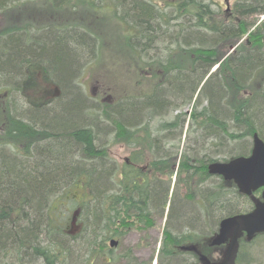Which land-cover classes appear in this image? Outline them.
Returning <instances> with one entry per match:
<instances>
[{
	"label": "trees",
	"instance_id": "1",
	"mask_svg": "<svg viewBox=\"0 0 264 264\" xmlns=\"http://www.w3.org/2000/svg\"><path fill=\"white\" fill-rule=\"evenodd\" d=\"M45 12L44 21L39 20L38 13ZM79 12L82 19L78 24ZM263 15L264 0H241L225 18L205 0H0V89L6 93L5 103H0V145H18L22 149L18 159L11 160L0 153V264L9 259H13L11 264H67L77 239L92 258L100 249L112 252L107 245L110 239L154 227L156 221L151 218L153 214H165L170 189L164 183L156 184L159 179L153 177L171 179L180 150L179 147L172 153L165 142L162 145L158 137H153L149 125L141 124L144 112L150 118L159 115V103L153 95L143 96L145 103L135 110H128L130 98L123 97L105 105L103 119L113 123L117 142L138 148L147 146L153 159L147 162L148 173L136 169L135 159L136 163L143 161L140 149L132 166L124 165L113 173L104 164L108 152L96 145L92 125L67 131L58 116L48 122L50 126L44 117H32L34 105L45 109L49 95L46 91L43 99L34 103L30 98L33 96H29L34 89L54 84L67 90L73 68H78L75 60L80 57L87 66L98 62L104 49L115 42L130 50L128 56L134 52L138 55L139 62L134 64L141 77L138 85L143 86L145 81L153 93L162 91V100L168 94L167 88L183 93L191 85L198 98L211 93L208 98L212 103L220 95L219 90L226 91L232 120L244 124L246 134L230 133L212 103L210 111L204 108L190 115L206 134L219 128L212 137L222 139L225 134L235 141L258 133L263 138L264 118L254 122L250 112L259 103L256 97L261 88L258 92L257 85L261 87L264 82ZM44 32L49 36L51 32H61V36L49 38L42 36ZM157 36L158 40L172 42L167 59L147 58L142 64V53ZM241 40L237 51L222 62L223 49ZM216 65L218 70L210 75ZM50 66L56 69L49 71ZM254 92L256 96H252ZM77 93L73 95L74 103L81 96L80 90ZM17 103L28 109L25 115L17 114ZM129 112L137 120L125 125L122 121ZM221 144L206 142L200 149L186 147L180 155L179 182L170 201L158 254L160 264L196 260L194 254L180 248L204 245L211 223L224 211L220 190L223 182L210 188L212 176L207 167L248 153L244 154L245 143H239L232 150L236 154L222 161L205 154L219 149ZM28 154L33 155L27 157ZM110 185L114 188L107 189ZM71 210V221L77 213L81 222L75 237L64 231L68 219L65 215ZM252 247L242 249L239 264H264V254L251 260Z\"/></svg>",
	"mask_w": 264,
	"mask_h": 264
},
{
	"label": "rangeland",
	"instance_id": "2",
	"mask_svg": "<svg viewBox=\"0 0 264 264\" xmlns=\"http://www.w3.org/2000/svg\"><path fill=\"white\" fill-rule=\"evenodd\" d=\"M205 1L215 12L220 15V17L225 18L226 16H230L235 4L241 0ZM46 13L47 12L42 14L38 13L39 20L42 19V21H44L43 18L45 17ZM78 17L79 19L77 22L79 24L80 20L82 19L81 12H79ZM64 18L66 17L64 16ZM262 20H264V15L260 18V21ZM51 33L52 34L50 36L52 38H58L61 36V32H55L56 34H54V32ZM43 35H48V33L44 32L42 36ZM50 36L48 35L47 37L50 38ZM159 37L160 36H157L152 41L154 44L150 47H147V51L142 53V64L143 62L145 63L147 58L159 59L161 61L167 59L169 54L168 48H170L172 42L170 39L165 40L161 38L158 40ZM86 41L89 43L88 40ZM160 41L161 44L158 45V42ZM67 48L68 47L66 46V49ZM228 52L229 48H224L222 51V56L225 54V57ZM129 53L130 50L123 49L117 43L113 42V45L108 47V50L104 49V53L98 62H92L88 64L89 66L92 64L91 67L87 66L82 58H77L75 63H78V68L77 70L76 67L73 68L74 73L70 76V88H67V90L63 91L60 87L54 84H49L43 85L38 90L34 89V93L32 92L29 94V96H33L30 98L34 103L35 101L39 103L40 100L43 99V95L46 93V91L49 92V95L47 98H45L47 103L46 108L38 109V106L34 105L32 117L35 119L39 118V116H41V118L44 117V122L47 126H50L48 122L56 119L54 117L58 116V119L60 118L63 120L64 127L67 131L77 127H90V125H92V129L96 133V145L99 148H105L108 152V157L106 160H104V164L108 169L111 168L113 173H117V170H120L124 164H126V161L130 163L133 162L134 155L135 153L139 152V149L143 150V154L141 156L143 161L136 163L135 159V165L139 167V170L146 173L147 162L153 159V157L149 154V147L147 146L138 148L117 142V139L114 135L113 123L110 122L111 120L107 121L103 119L105 117L103 115V111L106 109L105 105L114 104L123 97L125 99L130 98L127 101L128 110H135L137 107L142 106L143 103H145L143 99V96L145 95H153L152 98L154 97V100L158 101L159 105L157 109L159 110V115H154L152 118H150L147 112H144L141 124L142 126L149 125V128L153 133V137H158L160 139V144L162 145H164L163 142H165V146L170 148L172 153L177 152V148L180 147L178 155L176 156V167L180 158L179 156L184 154L186 147H189L190 149H200L203 148V145L206 142L222 143L219 149L216 147L209 152H205V154H209V157L211 156L212 158L218 159L219 161L226 159L230 154H236L232 150L239 143H245L244 147L246 151L244 154L251 151L253 141L252 137L246 135L245 137H241L235 141L231 140L225 134L222 139L217 136L212 137V134L219 133V128L217 130L213 129L215 133L210 131V133L208 132L206 134L204 129H202V125H198V123L192 119V116L190 117L192 112H200L203 111L204 108H207V110L209 109V111L211 110L210 103H212V100L208 98L211 93H205L203 96L198 98L197 95H193L194 88H192L191 85L186 87V90L183 93H178L176 90L174 91L171 88H167L165 93L168 92V94L165 95L162 100V91L153 93V91H151L149 88L150 84L147 82L145 83V81H143V86L138 85V82H140L139 79L141 77L137 75L139 73L137 68L134 67V64H138L139 58L135 52L131 56H128ZM54 69L56 68L54 67ZM54 69L52 66L49 67V71H53ZM160 74L161 72L158 71L159 76ZM172 80H174V78ZM185 84L186 83H184V85ZM166 85L167 84L163 86L165 87ZM152 87L154 88V85ZM257 87L258 92L261 88L260 93L257 95V93L254 92L252 96L257 95L256 100L259 103L257 107L255 106L252 108V110L250 109V112L252 111V121L254 122H257L258 119L264 118V82L262 83L261 87L260 85H257ZM79 90V94L81 96H79L80 98L77 97L79 100L78 103H74L75 98H73V95H77V91ZM219 91L220 95L218 97L216 96L215 101L213 100L214 102L212 103V105L215 106L219 112L218 117H221V121L227 124L228 131L230 133L239 135L246 134V126L241 123H234L232 120L233 112L226 104L228 97L227 93H225L226 91L224 92V89ZM5 95V91L0 89V103H5ZM18 97L19 96H17L16 99H18ZM7 102H9L8 95ZM135 104L137 106H132ZM16 107L18 115H25L26 110H28L23 106L22 103H17ZM70 112H72V115ZM109 112L110 116L113 117V112L110 110ZM127 116L128 118L122 121L125 125H129L132 121L137 120L131 115L130 112ZM96 117H99V121L96 120ZM165 124H171V127H163ZM256 126L258 125L256 124ZM51 128L54 127L51 126ZM262 135L264 139V129ZM21 152L22 149L18 145H0V153L10 156L11 160L14 158L16 159L17 155H20ZM200 153V156H202L203 152ZM18 157L21 158V156ZM163 178L164 176H158L160 181L162 179L163 183H167L168 180ZM218 182L219 181H217L216 177L210 179L208 181V184L210 183L209 187L212 188L218 186ZM109 188L112 189L114 186H107V189ZM182 195L183 192H179L178 197L181 198ZM79 197L80 195L77 196V198ZM71 213L72 210L66 212L65 218L68 219L66 220L64 231L69 236L75 237L80 233L78 225H81V222L78 220L77 223L74 222V225H72ZM209 225L210 224H208V227L203 230L204 233L208 231ZM164 227L165 218L158 215L157 222L154 227H151L150 229L143 232L138 229L129 231L123 238L114 237L113 239L119 242L118 248L113 249L112 252H107L106 250L104 251L102 249L97 250L95 255H92V258H90L89 252L83 247L81 240L77 239L73 241V255L71 258L66 259V262L67 264H160L161 260L157 256L158 250L160 248L159 244L163 238ZM210 228L212 232H215L217 225L215 223H211ZM109 243L110 240L107 242L108 247ZM251 246H253L251 248V260H256L260 254H264V236L255 240ZM202 253L208 256L212 262L220 261L216 255L209 252L206 253L205 250ZM89 258L90 261L87 263ZM12 261L13 259H9L6 261V264H11ZM179 262L180 261L177 260L172 264H182ZM165 264H167V262Z\"/></svg>",
	"mask_w": 264,
	"mask_h": 264
},
{
	"label": "water",
	"instance_id": "3",
	"mask_svg": "<svg viewBox=\"0 0 264 264\" xmlns=\"http://www.w3.org/2000/svg\"><path fill=\"white\" fill-rule=\"evenodd\" d=\"M234 48L231 47V50ZM253 150L250 157H240L228 163H214L209 166L208 171L211 175L223 177L226 181H233L240 193L251 195L252 192L264 188V141L257 134L253 136ZM263 201L258 202L254 211L244 217H234L226 219L221 224L220 235L213 240L212 246H221L229 242V250L222 264H226L233 259V253L237 249V241L240 234L237 230L242 226V232L252 238L257 234L264 233V192ZM78 214H74V219ZM234 229L235 235L229 241V232ZM112 248L117 247L116 241H111ZM200 260L205 264H211L205 257L201 256Z\"/></svg>",
	"mask_w": 264,
	"mask_h": 264
},
{
	"label": "flooded vegetation",
	"instance_id": "4",
	"mask_svg": "<svg viewBox=\"0 0 264 264\" xmlns=\"http://www.w3.org/2000/svg\"><path fill=\"white\" fill-rule=\"evenodd\" d=\"M24 155V154H22ZM31 155L33 154H28L27 157H30ZM249 155V154H248ZM128 165L132 166L133 164L130 163V162H127ZM135 168L139 170V167L135 165ZM146 168H147V171L146 173H148V163L146 165ZM174 171V169H173ZM144 173V172H143ZM180 173V171L177 172V178H178V174ZM158 176H154L153 178H156L158 179ZM161 176V175H160ZM179 179V178H178ZM177 179L176 181V185H178V182L179 180ZM155 180V179H154ZM222 181L223 183H221V192H222V203L224 202L225 204V209L223 212H221L219 214V217H218V224H217V230L215 232V234H217L219 232V229H220V224L222 221L226 220V219H230V218H234V217H244V216H247L249 214H251L254 209H255V206H256V203H258L259 201L261 202L262 200V193H263V189H260V190H257L255 192H253L251 195H244L242 193H240V191L238 190L237 186L233 183V182H227L223 179H219V181ZM193 182V181H192ZM155 183H161L163 184V180L161 179V181H157L155 180ZM167 184H170V181L167 183ZM181 192V190L179 191ZM160 205V204H158ZM154 213V212H153ZM168 215H169V212L167 214V217H166V223L168 221ZM157 216L158 214L152 216V220H155L157 222ZM242 226L239 227V229L237 230V234L239 235L240 234V237H239V251H238V256L234 262V264H239V257H240V254L242 252V249L245 248V246H251L255 240H257L259 237H262L264 236L263 234H260V235H256L254 237V239H252L251 241H248L247 240V234L242 232ZM173 232V231H172ZM235 235V230L232 229L230 232H229V241H231V239L234 237ZM210 240V238H209ZM212 241V240H210ZM209 241V242H210ZM209 242L206 244L207 247H208V252L211 253V254H214L216 255V257L218 259H220L219 262H214L212 264H220L222 263L223 261V255L225 253V247H216V246H211L209 244ZM226 245H228V243H226Z\"/></svg>",
	"mask_w": 264,
	"mask_h": 264
}]
</instances>
